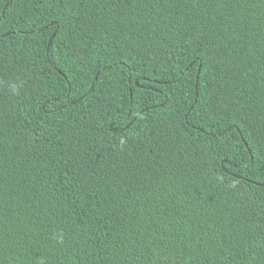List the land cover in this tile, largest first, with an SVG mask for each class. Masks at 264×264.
I'll return each instance as SVG.
<instances>
[{
	"label": "trees",
	"instance_id": "16d2710c",
	"mask_svg": "<svg viewBox=\"0 0 264 264\" xmlns=\"http://www.w3.org/2000/svg\"><path fill=\"white\" fill-rule=\"evenodd\" d=\"M0 264H264V0H0Z\"/></svg>",
	"mask_w": 264,
	"mask_h": 264
}]
</instances>
